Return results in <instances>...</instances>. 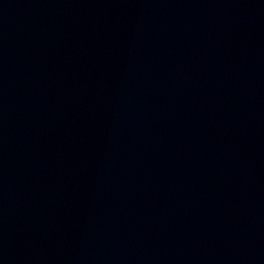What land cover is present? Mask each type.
I'll return each mask as SVG.
<instances>
[{
    "label": "water",
    "instance_id": "1",
    "mask_svg": "<svg viewBox=\"0 0 264 264\" xmlns=\"http://www.w3.org/2000/svg\"><path fill=\"white\" fill-rule=\"evenodd\" d=\"M144 264H264V0H47Z\"/></svg>",
    "mask_w": 264,
    "mask_h": 264
}]
</instances>
